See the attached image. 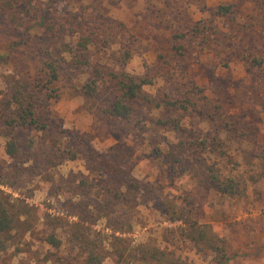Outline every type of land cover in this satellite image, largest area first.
<instances>
[{"label": "rangeland", "instance_id": "1", "mask_svg": "<svg viewBox=\"0 0 264 264\" xmlns=\"http://www.w3.org/2000/svg\"><path fill=\"white\" fill-rule=\"evenodd\" d=\"M171 19L209 21L218 35L158 74ZM237 49L264 60V0H0V105L17 90L47 102L36 110L45 129L13 132L14 159L0 125V193L29 209L6 264H83L91 243L103 264H219L216 247L238 258L264 237V65ZM52 61L60 81L46 86ZM116 69L153 80L127 119L109 114ZM192 85L214 91L208 104L170 109ZM192 224L207 232L197 247ZM52 232L62 252L44 242Z\"/></svg>", "mask_w": 264, "mask_h": 264}, {"label": "trees", "instance_id": "2", "mask_svg": "<svg viewBox=\"0 0 264 264\" xmlns=\"http://www.w3.org/2000/svg\"><path fill=\"white\" fill-rule=\"evenodd\" d=\"M227 13L228 9L226 7H220L216 11V15L223 17H225ZM170 27L171 40L169 42V51L161 54L159 57V61L162 62V64L160 69H158V72H160L158 74H162L165 70L169 71L173 63L187 61L189 59V54L187 53L189 46L198 47V45L205 44L210 38L215 39L218 35L213 24L205 20L183 21L171 19ZM92 38L93 35L90 33L81 37L77 45V56L80 60L84 58L85 53L88 52V44ZM236 51L243 55L244 59L255 69L263 68L264 60L261 59V55L250 53L247 50L242 52L240 49H237ZM87 61L90 60L87 59ZM45 68L46 80H44V77L41 79L44 85H55L60 81V74L55 61L47 62ZM118 71L119 69H116L114 72L107 71V76L109 80L113 82L112 85L116 94L115 102L111 106L109 114L114 118L127 119L133 110V107H130L131 104L144 101L150 102L144 87L152 85L153 80L149 77H137L126 71L120 73H118ZM47 90L55 92L51 87H48ZM206 92H210L211 94L214 93V91L211 92L209 89L206 91V89L192 85L187 88L185 99L174 101L169 98L166 100V104L170 109L177 107L178 110L187 112L192 107L208 104V101H210V93L207 94ZM46 105V99H41L36 93H26L22 90L12 92L6 99H3L0 105V125L3 130L8 129L4 137L8 140L6 152L10 159L16 158L18 153L17 146L13 140V132L19 127L38 128L39 130L42 128L45 129V127L39 126L40 115L36 110L45 109ZM210 181L215 184L216 177H211ZM79 185L84 188L91 187V183L87 178H81ZM233 188L234 187L230 185V187L222 190V192L227 195ZM97 191H99L100 195H105L106 197L112 193L111 189L105 191L103 188H98ZM122 194V191H117L114 194V198H120ZM110 197L111 196L107 198V202H110ZM16 201V203H11L9 197L0 193V264H6L5 256L7 255L6 253L9 247L16 245L17 241L21 239L19 238L20 228L21 225H23L21 218L29 215L28 206L23 201ZM107 202H105V208H107ZM190 229L188 237L191 244L197 247L200 242L206 241L207 232L204 229L197 227L195 224L190 225ZM43 239L46 244L55 248L56 252H62V241L59 240L55 233L52 232ZM211 242L212 241H208V243ZM216 248L217 262L219 264H226L232 259L233 256H229L225 249L221 247ZM86 249L87 256L82 260L83 264H103L105 258L104 251L99 245L91 243L88 247L86 246ZM56 255H58L56 260H63L60 253Z\"/></svg>", "mask_w": 264, "mask_h": 264}, {"label": "crops", "instance_id": "3", "mask_svg": "<svg viewBox=\"0 0 264 264\" xmlns=\"http://www.w3.org/2000/svg\"><path fill=\"white\" fill-rule=\"evenodd\" d=\"M252 225V224H256L255 222H244V226L247 225ZM256 230V227L255 229ZM257 232V231H256ZM232 236V235H231ZM235 235H233L234 237ZM242 236V234H241ZM255 243L251 244L247 247L246 249V253L243 256H239L238 258H232L228 263L229 264H264V256H262L264 254V237H262L261 235H259V233H256V237H255ZM258 245H255V244ZM257 246V249H252L250 246Z\"/></svg>", "mask_w": 264, "mask_h": 264}]
</instances>
